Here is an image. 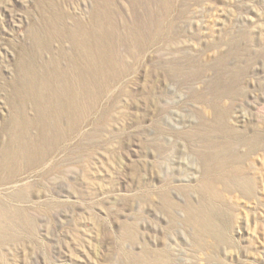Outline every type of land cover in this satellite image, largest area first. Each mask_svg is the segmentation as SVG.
<instances>
[{
	"label": "rangeland",
	"instance_id": "374dc122",
	"mask_svg": "<svg viewBox=\"0 0 264 264\" xmlns=\"http://www.w3.org/2000/svg\"><path fill=\"white\" fill-rule=\"evenodd\" d=\"M148 1L138 0L137 7ZM133 4L0 0V150L7 142L5 124L23 57L27 63L47 57L35 32L43 39L59 13L68 15V25L81 18L89 22L96 9L104 27L113 21L123 34L124 21L136 22ZM174 7L176 15L188 11L186 21L175 20L185 27L181 40L194 50L216 44L210 61L222 53L231 70L246 74L235 87L236 100H216V105L232 110L233 126L242 129L236 124L240 119L248 134L263 136L253 156L256 196L245 199L222 184L217 187L224 201L204 195L199 155L213 151L208 145L220 135H202L215 111L200 97H214L216 88L201 82L187 88L150 76L148 54L141 53L135 71L87 108L78 155L62 151L46 165V170L58 165L62 173L53 171L45 179L43 168L22 169L15 181L0 184V207L22 209L35 223L30 229L10 212L0 219V264H264V0H175ZM119 50L126 55L124 47ZM150 94L154 103L146 101ZM19 190L29 194L28 201H15Z\"/></svg>",
	"mask_w": 264,
	"mask_h": 264
},
{
	"label": "bare ground",
	"instance_id": "6f19581e",
	"mask_svg": "<svg viewBox=\"0 0 264 264\" xmlns=\"http://www.w3.org/2000/svg\"><path fill=\"white\" fill-rule=\"evenodd\" d=\"M148 2L138 8V0H134L132 17L136 22L131 25L124 21L123 34L113 21L109 27H104L96 9L87 23L81 18L68 25L65 22L68 15L59 13L43 30V39L35 32L37 43L47 57L41 54L40 61L27 63L25 57L21 61L23 74L15 84L5 124L7 142L0 150V184L15 181L22 169H45L51 158L62 151L78 155L87 108L97 105L104 91L120 84L128 72H134L142 57L139 54L147 53L145 70L150 76L157 74L164 82L187 88L199 82L216 88L214 97H200L201 102L214 107L215 111L214 122L207 124L202 135L206 138L216 132L220 135L219 141L208 145L213 151H202L199 155L204 165V195L223 200L217 187L222 184L245 199L256 196L259 180L253 156L262 147L263 136L257 132L248 134L247 125L240 119L236 124L242 129L233 126L230 122L232 110L216 105V100H236L239 91L235 87L240 84L244 71L231 70L225 59L227 56L222 53L212 63L209 51L216 48V44H198L194 50L191 42L180 39L185 27H177L175 20L180 16L187 17L186 21L188 11L181 10L176 15L175 0ZM121 47L125 48L126 55L120 52ZM124 92L132 95L130 91ZM154 95L150 94L146 101L152 103ZM99 124L97 121L93 124L97 130H100ZM70 141L74 142L70 145ZM53 171L63 172L55 165L44 170L43 178H48ZM14 197L17 202H26L29 194L20 191ZM6 212L34 229V217L26 211L19 208L8 211L0 207V219L6 217ZM210 229L212 235L223 241L219 230Z\"/></svg>",
	"mask_w": 264,
	"mask_h": 264
}]
</instances>
